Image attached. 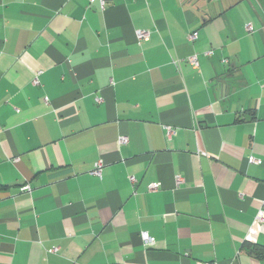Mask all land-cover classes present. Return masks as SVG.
<instances>
[{"label": "crops", "instance_id": "0c3cea01", "mask_svg": "<svg viewBox=\"0 0 264 264\" xmlns=\"http://www.w3.org/2000/svg\"><path fill=\"white\" fill-rule=\"evenodd\" d=\"M263 201L264 0H0V264H264Z\"/></svg>", "mask_w": 264, "mask_h": 264}, {"label": "built area", "instance_id": "2783aa9c", "mask_svg": "<svg viewBox=\"0 0 264 264\" xmlns=\"http://www.w3.org/2000/svg\"><path fill=\"white\" fill-rule=\"evenodd\" d=\"M91 1H94V0H91ZM98 1L100 3L102 10H105L111 0H98ZM246 29L248 31H251L252 26L247 25ZM135 34H136V38H137L139 45H141L143 42L149 41V39L151 37V32L146 31V30H138V31H136ZM188 39L190 42H194L197 39V35L191 34L188 37ZM212 54H213L212 51H209L206 53V55H208V56H211ZM186 61L188 63H190L191 65H193L195 68H199V66H200L198 55H193V56L189 57ZM34 84H36V85L39 84L38 76H36V78L34 80ZM98 102H99V100H98ZM165 130H166V133L169 137L173 134V130L170 127H165ZM128 142H129L128 137L124 136V137L119 138L120 144H127ZM202 154L204 156H206V153H202ZM15 161H18V159H15ZM250 163L261 164L262 161L256 160L255 158L251 157ZM103 166H104L103 161H98L95 164V167H94V170L92 171V174L96 175V176H101ZM129 180L133 185H135L137 183V180L135 177H130ZM175 180H176V187H179L180 185H182L184 183V178L181 175H177L175 177ZM159 189H160V184H158V183H154V184L149 186V191H157ZM21 191L30 193L32 191V187H31V185H24L21 188ZM134 195H137V192H134ZM256 221H260V222L264 223V201H263L262 206L260 207V209L258 211ZM141 239L143 241L144 246H146V247L154 246L156 243L155 237L151 236L148 232H145V231L141 232ZM50 252H54V251H50ZM200 264H216V263H200Z\"/></svg>", "mask_w": 264, "mask_h": 264}, {"label": "bare ground", "instance_id": "6f19581e", "mask_svg": "<svg viewBox=\"0 0 264 264\" xmlns=\"http://www.w3.org/2000/svg\"><path fill=\"white\" fill-rule=\"evenodd\" d=\"M48 103V102H47Z\"/></svg>", "mask_w": 264, "mask_h": 264}]
</instances>
